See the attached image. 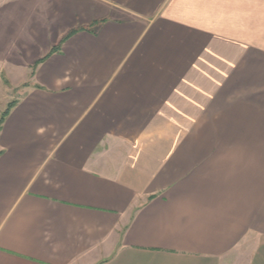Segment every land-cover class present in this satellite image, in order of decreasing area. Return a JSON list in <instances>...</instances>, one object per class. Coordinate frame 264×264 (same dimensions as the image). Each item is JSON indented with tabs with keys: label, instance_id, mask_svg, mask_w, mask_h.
<instances>
[{
	"label": "crops",
	"instance_id": "obj_1",
	"mask_svg": "<svg viewBox=\"0 0 264 264\" xmlns=\"http://www.w3.org/2000/svg\"><path fill=\"white\" fill-rule=\"evenodd\" d=\"M15 92L0 264H264V0H0Z\"/></svg>",
	"mask_w": 264,
	"mask_h": 264
},
{
	"label": "trees",
	"instance_id": "obj_2",
	"mask_svg": "<svg viewBox=\"0 0 264 264\" xmlns=\"http://www.w3.org/2000/svg\"><path fill=\"white\" fill-rule=\"evenodd\" d=\"M100 22H96L88 27H82V28H77V29H74L70 34L69 36H67V38H65V40H67L69 37H71L72 35L78 33L79 31H82V30H91L93 27H95L96 25H98ZM60 48L61 46L57 47V48H53L51 50V52L46 55L43 59H41L40 61H38L34 67V71L36 70V68L41 64L43 63L46 59H48L52 54L60 51ZM17 102L16 101H12L8 104L6 110L4 111V113L2 114L1 118H0V132L2 131V128H3V125L5 123V120L6 118L8 117V115L10 114L11 110L16 106Z\"/></svg>",
	"mask_w": 264,
	"mask_h": 264
},
{
	"label": "rangeland",
	"instance_id": "obj_3",
	"mask_svg": "<svg viewBox=\"0 0 264 264\" xmlns=\"http://www.w3.org/2000/svg\"><path fill=\"white\" fill-rule=\"evenodd\" d=\"M15 94H16L17 96H15V97L13 96L14 98L12 99V101L16 100V97H19V96H20V94L17 93V92H15ZM9 95L12 96V95H14V94H9ZM2 107H4L3 104L0 105V108H2Z\"/></svg>",
	"mask_w": 264,
	"mask_h": 264
}]
</instances>
